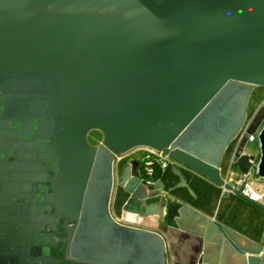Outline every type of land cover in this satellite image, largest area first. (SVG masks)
Listing matches in <instances>:
<instances>
[{
  "label": "water",
  "instance_id": "95a60500",
  "mask_svg": "<svg viewBox=\"0 0 264 264\" xmlns=\"http://www.w3.org/2000/svg\"><path fill=\"white\" fill-rule=\"evenodd\" d=\"M258 88L264 0H0V192L35 206L43 184L39 215L0 206V264H167L161 235L110 212L116 158L137 148L264 210L246 181L220 177L239 139L233 166L264 179V98L248 121ZM251 135L258 158L246 153ZM143 175L139 161L124 167V210L163 220ZM215 226L220 245L245 254ZM250 253L248 264H264V246Z\"/></svg>",
  "mask_w": 264,
  "mask_h": 264
},
{
  "label": "crops",
  "instance_id": "0c3cea01",
  "mask_svg": "<svg viewBox=\"0 0 264 264\" xmlns=\"http://www.w3.org/2000/svg\"><path fill=\"white\" fill-rule=\"evenodd\" d=\"M260 104L250 105L248 118L254 116ZM238 143L236 139L222 159L220 177L225 181L231 171L240 175L232 162ZM246 153L250 154L247 149ZM154 157V151L137 148L116 158V184L110 203L113 218L121 225L161 235L166 244L167 264H248L250 252L264 246V210L234 193L227 194L222 186L173 159L162 170L159 180H147L148 194L154 196L148 205L155 211L162 209L164 219L156 213L142 217L124 210L129 195L117 184L124 167L131 161L148 163ZM252 176L245 180L264 204V179L255 174L252 184ZM216 223L227 229L230 240L245 254L238 253L229 243L219 244L223 236ZM199 259L203 261L198 263Z\"/></svg>",
  "mask_w": 264,
  "mask_h": 264
},
{
  "label": "flooded vegetation",
  "instance_id": "af4514ba",
  "mask_svg": "<svg viewBox=\"0 0 264 264\" xmlns=\"http://www.w3.org/2000/svg\"><path fill=\"white\" fill-rule=\"evenodd\" d=\"M254 91H253V94H254ZM251 99H252V97H251ZM250 103H251V100H250ZM250 103H249V105H250ZM248 110H249V108H248ZM90 144H92V143L90 142ZM4 161H6V162H15L17 160L15 158H9L8 155L6 154V158H5ZM51 175L53 177V173H51ZM144 179L146 180L145 176H144ZM1 185H4V182L3 181H0V188H1ZM41 185L43 186L42 183H41ZM41 185L40 184L33 185V188H36L37 189L36 191H34V192L32 191L31 192L32 195H35V199L32 198V199H34L35 206H32V203H29V204L24 205L22 203H19L15 199L10 201L8 199L9 198L8 195H4V193H1V192H0V206L5 211H7V212L13 210L14 212H16L18 214V216H22L23 211L25 212V210H32V212L35 211L34 212V215H39L41 213V207H42V199H41V196L43 194V192L39 189V186H41ZM46 185L49 188V190L47 191V194L52 195L53 192H54V190L52 189L51 179H47ZM49 206L51 207V213L52 214L55 213V207L52 204L49 205Z\"/></svg>",
  "mask_w": 264,
  "mask_h": 264
},
{
  "label": "built area",
  "instance_id": "2783aa9c",
  "mask_svg": "<svg viewBox=\"0 0 264 264\" xmlns=\"http://www.w3.org/2000/svg\"><path fill=\"white\" fill-rule=\"evenodd\" d=\"M256 142H258L257 135H251L249 137L248 143L254 144ZM154 154H155L154 159L151 160L150 162L146 163V165H145V174L148 177H151L154 174V163L160 165L161 169L164 170V169H166L169 166V164L171 162V158L166 156V155H164V154H162V153H158V152L154 151ZM252 171L253 170H251L250 174L247 175V176H242L241 174L239 176H237L235 172L231 171L230 175H229V178H228V180L226 182L228 184H230L231 186H233V187L239 188L243 184V182L246 181L245 178L251 176ZM247 188L251 192L250 195L254 196L253 195L254 192H253L252 188L249 186L248 183H247Z\"/></svg>",
  "mask_w": 264,
  "mask_h": 264
},
{
  "label": "rangeland",
  "instance_id": "374dc122",
  "mask_svg": "<svg viewBox=\"0 0 264 264\" xmlns=\"http://www.w3.org/2000/svg\"><path fill=\"white\" fill-rule=\"evenodd\" d=\"M262 92H264V88H258V89H256L254 91V94L252 95V99H251V103H250L251 107H254L258 103L262 102V100L264 98V95H263ZM250 105H249V107H250ZM248 119L250 120L251 118H248ZM88 139L94 145H99L101 143V140H102L100 134L95 133V132L94 133H90ZM246 149L251 155H254L256 158L259 157L260 148H259V143L258 142L254 143V144L248 143ZM252 174H253V176L250 177V183L254 184L255 183V179L254 178H255V174H256L255 169H253Z\"/></svg>",
  "mask_w": 264,
  "mask_h": 264
},
{
  "label": "trees",
  "instance_id": "16d2710c",
  "mask_svg": "<svg viewBox=\"0 0 264 264\" xmlns=\"http://www.w3.org/2000/svg\"><path fill=\"white\" fill-rule=\"evenodd\" d=\"M92 133H94V132H92ZM95 133L100 134L99 132H95ZM100 136H101V138H102V135H101V134H100ZM93 145H94V144H93ZM145 165H146L145 162L142 163V168H143V170H144V176H145L146 180H148V181H153V182L159 180V178L161 177V174H162V169H161L160 165L154 163V174H153V176H151V177H148V176L145 174Z\"/></svg>",
  "mask_w": 264,
  "mask_h": 264
},
{
  "label": "bare ground",
  "instance_id": "6f19581e",
  "mask_svg": "<svg viewBox=\"0 0 264 264\" xmlns=\"http://www.w3.org/2000/svg\"><path fill=\"white\" fill-rule=\"evenodd\" d=\"M253 195H254L255 198H257L255 194H253Z\"/></svg>",
  "mask_w": 264,
  "mask_h": 264
}]
</instances>
